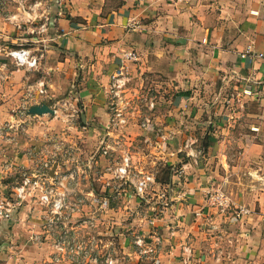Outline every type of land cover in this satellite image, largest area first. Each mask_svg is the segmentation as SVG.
<instances>
[{
	"label": "crops",
	"instance_id": "crops-1",
	"mask_svg": "<svg viewBox=\"0 0 264 264\" xmlns=\"http://www.w3.org/2000/svg\"><path fill=\"white\" fill-rule=\"evenodd\" d=\"M9 2L0 5V65H7V79L0 80V189L10 194L25 172H35L38 150L53 149L48 138L57 135L65 151L72 150L71 155L60 152L58 169H80L75 195L85 199L67 226H87L82 219L90 217L93 226L130 227L128 201L155 199L143 211L149 219L141 218L139 226L145 235L159 236L161 244L153 261L144 264H264V0H55L54 16L49 13L39 26L36 17L22 22L12 11H20L19 3L14 8ZM27 20L31 23L23 26ZM23 46L43 55L38 69L18 67L7 56ZM130 50L137 60H124ZM123 65L132 79L130 94L139 103L141 96L154 100L155 106L151 128L130 121L122 147L135 157L141 137L160 139L159 125L176 154L167 164L170 178L161 175L164 162L150 161L156 182L139 197H132L131 182H115L119 192L105 186L111 177L106 166L120 159V150L98 156L93 167L88 164L107 134V91ZM39 80L47 83L49 95L37 104L77 98L79 127L65 130L62 120H50L49 113L24 115L25 124L10 126L26 85ZM246 88L253 93L241 99L246 103L241 109L234 101ZM243 119L252 122L246 129ZM234 145L241 146L240 154L231 160ZM193 146L207 157L173 164ZM179 167L182 178L174 169ZM143 168L135 162L133 171ZM232 171L239 190L254 189L252 213L239 222L207 205L211 185L222 183L227 190ZM245 173L251 175H246L248 186ZM48 213L33 198L11 220L0 221V264H61L52 257L55 230L47 226ZM120 213L126 214L122 221ZM187 246L192 250L188 260Z\"/></svg>",
	"mask_w": 264,
	"mask_h": 264
},
{
	"label": "built area",
	"instance_id": "built-area-1",
	"mask_svg": "<svg viewBox=\"0 0 264 264\" xmlns=\"http://www.w3.org/2000/svg\"><path fill=\"white\" fill-rule=\"evenodd\" d=\"M5 1L6 0H2V3ZM169 1L176 3L183 0ZM247 53H250V50H248L246 54ZM246 54H243V56ZM7 56L12 59V62L16 66L23 67L27 70L38 69L41 64V59L43 58V55H39L32 49L24 46L10 49L7 52ZM138 58L139 56L135 50L126 51L124 53L125 61H133ZM0 70L4 71L2 73L0 72V79L3 80L7 78L5 73L7 72L6 63L0 65ZM131 82L132 79L126 72L125 65L120 67L113 75L112 82L109 84L110 86L107 91L109 94L110 111V118L108 124L105 126L107 134L101 139L100 146H98L97 150L91 154V157L88 159V164L90 167H93L98 161V156L101 157L102 155L109 157L112 152L121 149L120 159L114 162V164L112 163L106 166L105 170L111 175V177L105 181V186L107 189L111 188L114 192H119V188L114 185L115 182H122L128 186H130L131 182L136 194L143 196L156 182L157 171L154 169H142L141 171L134 172L132 169L135 164V157L132 151L128 148L122 149V141L115 140L116 134H120L122 138L127 136L124 134V130L129 125L131 116L133 117L134 114H136V106L134 103L136 102L137 97L134 94H130L129 85ZM46 85L47 83L43 80L26 85L25 96L18 107L16 114L12 117L11 127L17 129L19 126L25 124V121L23 120L24 115H37L29 114V108L34 104L43 103L48 97L49 89ZM244 92L246 94L253 93L250 88H246ZM154 106V100H150V109L154 108ZM50 107L52 108L53 113L49 114L55 119L62 120L65 125V130L79 127L78 120L81 117V112L76 97H66L62 100H53ZM152 121L153 119L151 115H145L140 126L143 129L149 130ZM86 127V125H83L80 128L87 129ZM144 137V141L156 146L150 135ZM162 139L165 142L168 139V136L162 135ZM48 140H54V147L53 149L45 147L44 149L38 150L39 165L35 172H25L21 180L15 184L10 194H6L0 189V221L11 220L20 208L29 201V199L36 198L40 204L49 209V216L47 218L48 228L52 230L58 228L61 231L59 238L55 239L54 242V247L58 250V253L56 256L54 255L52 257H54L55 262L62 263L68 252L67 246L70 249V252L75 251V244L69 243L73 228H69L65 223L70 220L74 214L82 210L85 204V199L75 195V188L80 180V169L70 168L67 171H61L62 169H58L59 160L57 157L60 155V152L70 154L72 153L71 148H67L65 151V144L58 139L57 135L49 137ZM73 160L78 164L80 163L75 160L74 157ZM175 172L178 175H182L184 170L182 168H176ZM207 205L216 208L217 211L223 213L232 210L234 211L233 215L238 220H243L252 213L251 208L237 205L226 191L220 187L216 188L213 186L207 191ZM92 220V218L86 217L82 219V222L87 226H93ZM60 223H63L64 226H58ZM35 238L39 239V236L37 235ZM136 243L140 246H145L143 249L144 255L149 256L152 254L154 258L161 244V239L159 236H155L152 243L147 244L142 236H138ZM185 250L187 253L186 260H188L190 259L192 250L188 246Z\"/></svg>",
	"mask_w": 264,
	"mask_h": 264
},
{
	"label": "rangeland",
	"instance_id": "rangeland-1",
	"mask_svg": "<svg viewBox=\"0 0 264 264\" xmlns=\"http://www.w3.org/2000/svg\"><path fill=\"white\" fill-rule=\"evenodd\" d=\"M12 1L13 2L11 3V5L13 4L14 8H15L14 5L18 3L21 7L20 11L17 10V12H16V8L12 9V11L14 10L15 13L18 14V18L20 20H23L22 22H24L25 18H33V17L35 18L36 17V20H38V22L35 24V26H39L45 19V16H49L50 15L49 13H52L54 11V1L55 0H12ZM7 2H9V0H6L3 3H2V0H0V5L3 6ZM11 5L7 6L8 10H10L9 7ZM30 23L31 22L27 20V23H23V26H27ZM0 72L2 73L4 71L0 70ZM240 93H242V95L236 94V99L234 102H236L235 104H238L239 107H241V109H245L246 107L245 100L242 101L241 99L244 98L247 94L245 92L244 93L240 92ZM238 97L240 98V101L237 100ZM141 98L143 99V101L140 100V103H139L138 99H136V102L134 103L136 106L135 111L137 112V115L134 114V117L131 116V122L135 120V122H137L139 125L145 115H151L152 119H154L153 115L151 114L152 109H150L149 107V100L148 99L145 100L144 99L145 97H142V96ZM50 117H51L50 120L55 119L52 116ZM56 120L58 119H55V121ZM241 122L243 123L242 125L245 126L244 127L245 129L248 128V126H250V124L252 123L251 120H246V119H243ZM152 125H153V121H152L151 126ZM158 126H157L156 131L159 133L158 136L160 137V139L158 140L153 139V142L156 145V149H155V146H153L149 142L144 141V138H145L144 136L143 138L141 137L142 141L139 143L140 145L138 146V148H136L137 150L135 153L136 155L135 162L138 166L142 165L144 167L143 170H152L149 165L150 161L158 162V160H161L165 164L164 168H162L165 171H163L161 175L163 178H165L166 173H167V168H168L167 164H169L172 161V157L174 156L176 157V154L174 155L171 154L172 150L168 148L167 143L163 141L162 135L159 131L160 126L159 127ZM162 126L163 125L161 124V128ZM252 129H256V127H252ZM124 134H127L126 130H124ZM115 136H116L115 140H119V141H123V139L125 138V137L122 138L120 134H116ZM233 137H234V140L232 139V142L235 141V145H236L237 144L236 143L237 133ZM197 144H201V142L198 141ZM235 145L232 147V149L230 148L229 158H231V160L236 158L237 156L239 157V154H240L239 149L241 148V146L238 145L237 148H235ZM121 148L125 149L123 147ZM154 149L156 152L154 151ZM120 151L122 150L120 149ZM204 156L207 157L206 151H203L202 149H198L197 147L193 146V148L186 149V152L185 151L181 152L180 159H179L180 162L179 163L175 162L173 164H178V166H181L182 162H185L190 158L200 159V158H203ZM157 158H160V159H157ZM147 161H148V163H146L147 166H145V162ZM244 172H246V170H244ZM231 173L233 174L232 178H229L227 179V181H225L228 191L225 190V185L222 183L216 182V183H213V185L211 186H214L216 188L224 187L223 190L226 191V193L230 196V198H232V200L237 205L249 207V202L253 201L252 197H253L254 189L252 190L247 187V189L239 190L238 189L239 185H237L236 183V176H237L236 171H232L230 172V174ZM246 175H249V176L251 175L249 173L248 174L245 173V178L247 179V180L245 179L246 185L248 186L250 184V179ZM182 176L183 175H180V178H182ZM256 185H257V181L253 184V186L256 188ZM150 189L151 187L149 188V190ZM231 192H233L234 194H237L238 198L235 199L233 196V193ZM132 195H133L132 197L134 196L139 197L136 194L135 190H133ZM153 201L156 202L155 199L149 200L147 202V200H144V199L140 200L137 198H133L131 202L128 201L129 202L128 205L131 206L132 208L131 214L128 215L130 217L129 219L132 222V226L130 227L129 226H74V227L69 226V228H73L72 235H70L69 243L75 244L76 252L75 251L70 252V249L67 246L68 252L65 255V260H63L61 264H144L145 260L147 259H150L153 261L152 254H150L149 256H146L143 254V249L145 248V246H140L136 243L138 236H142L147 244H151L152 241L154 240L153 236L145 235L146 234L145 231L141 229L142 226H139L141 222V218L145 220L149 219L150 217L149 212L144 213L143 211L145 210L144 208L148 207L149 204L152 203ZM156 204L159 205V203H156ZM245 204H247L248 206ZM120 205L123 206L122 203ZM121 210H123V208ZM137 212H140V213H137ZM233 214H234V211L230 210L227 214V217H231V219H235L236 221L239 222L240 220L235 218ZM119 217H120V220L122 221L123 218L126 217V214L123 215V213H120ZM60 232L61 231L58 228L55 230V239L59 238V234H61ZM57 253H58V250L54 249L53 254L56 256ZM55 264H58V263H55Z\"/></svg>",
	"mask_w": 264,
	"mask_h": 264
},
{
	"label": "water",
	"instance_id": "water-1",
	"mask_svg": "<svg viewBox=\"0 0 264 264\" xmlns=\"http://www.w3.org/2000/svg\"><path fill=\"white\" fill-rule=\"evenodd\" d=\"M44 113H53V110L49 104H34L29 108V114L39 115Z\"/></svg>",
	"mask_w": 264,
	"mask_h": 264
},
{
	"label": "trees",
	"instance_id": "trees-1",
	"mask_svg": "<svg viewBox=\"0 0 264 264\" xmlns=\"http://www.w3.org/2000/svg\"><path fill=\"white\" fill-rule=\"evenodd\" d=\"M51 15H53V12H52V14ZM54 16V15H53ZM171 173H172V169H171V166L169 167L168 166V168H167V176L170 178V176H171Z\"/></svg>",
	"mask_w": 264,
	"mask_h": 264
}]
</instances>
